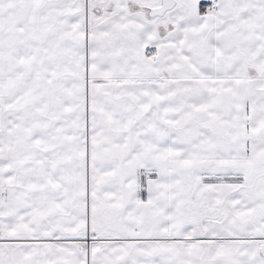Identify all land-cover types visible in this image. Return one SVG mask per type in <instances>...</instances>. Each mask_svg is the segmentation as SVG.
Masks as SVG:
<instances>
[{
    "label": "snow or ice",
    "instance_id": "obj_1",
    "mask_svg": "<svg viewBox=\"0 0 264 264\" xmlns=\"http://www.w3.org/2000/svg\"><path fill=\"white\" fill-rule=\"evenodd\" d=\"M0 264H264V0H0Z\"/></svg>",
    "mask_w": 264,
    "mask_h": 264
}]
</instances>
